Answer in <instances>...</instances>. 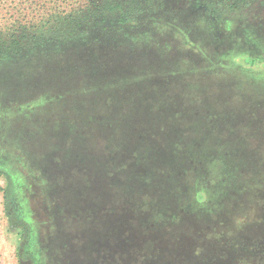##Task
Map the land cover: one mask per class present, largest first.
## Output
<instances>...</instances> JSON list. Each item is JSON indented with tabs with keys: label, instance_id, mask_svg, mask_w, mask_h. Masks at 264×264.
<instances>
[{
	"label": "rangeland",
	"instance_id": "rangeland-1",
	"mask_svg": "<svg viewBox=\"0 0 264 264\" xmlns=\"http://www.w3.org/2000/svg\"><path fill=\"white\" fill-rule=\"evenodd\" d=\"M144 7L0 50V264H264V0Z\"/></svg>",
	"mask_w": 264,
	"mask_h": 264
},
{
	"label": "trees",
	"instance_id": "trees-1",
	"mask_svg": "<svg viewBox=\"0 0 264 264\" xmlns=\"http://www.w3.org/2000/svg\"><path fill=\"white\" fill-rule=\"evenodd\" d=\"M154 0H0L6 19L0 23V50L19 52L25 47L75 35L84 25L107 12L120 11L126 20L138 15ZM248 6L251 0H232ZM146 9V8H145ZM3 27V28H2ZM5 27V28H4Z\"/></svg>",
	"mask_w": 264,
	"mask_h": 264
}]
</instances>
